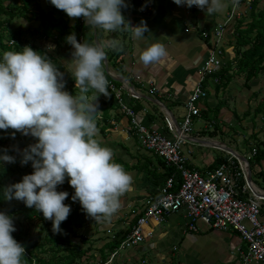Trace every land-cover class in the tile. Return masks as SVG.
<instances>
[{
    "label": "clouds",
    "instance_id": "9594fccd",
    "mask_svg": "<svg viewBox=\"0 0 264 264\" xmlns=\"http://www.w3.org/2000/svg\"><path fill=\"white\" fill-rule=\"evenodd\" d=\"M70 18L83 17L92 29L108 32L131 30L133 38H143L148 25L142 21L131 26L122 14L126 0H49ZM177 5L197 6L206 15H215L225 8V0H174ZM233 6L239 0H231ZM143 10V8H142ZM66 42L73 46L72 67L68 72L75 80L76 95L65 91L64 73L46 53L25 46L22 51H6L0 57V130H15L36 138V143L23 151L21 163L32 164L34 171L20 182L0 189L4 200L22 201L26 207L42 212L52 221V230L60 233L61 223L71 212L65 204L67 191H58L67 182L74 189L73 202L79 201L82 211L96 223L109 221L120 207V197L132 190L133 177L113 159V151L94 137L98 133L94 103L108 95L109 82L104 73L106 48L120 50L119 40L106 44L79 42L69 34ZM54 45H48L49 51ZM168 55L163 42H154L139 54L149 66ZM99 96L89 101V90ZM15 163L12 155L0 154V165ZM16 231L11 215L0 211V264H23L25 247L12 235Z\"/></svg>",
    "mask_w": 264,
    "mask_h": 264
},
{
    "label": "crops",
    "instance_id": "0c3cea01",
    "mask_svg": "<svg viewBox=\"0 0 264 264\" xmlns=\"http://www.w3.org/2000/svg\"><path fill=\"white\" fill-rule=\"evenodd\" d=\"M12 1L13 0H11V2ZM17 1L19 2V0ZM40 1L45 11L49 10L50 7H54L49 0ZM143 1L146 4L150 3L151 11L149 13L144 14L140 12L138 9L140 5L128 13L125 12L124 7L121 8V11L126 20L129 21L130 25L133 27L140 25L142 21L147 23L149 30L144 33L145 37L138 39L133 38L131 30L108 32L103 29H92L85 21L81 41L96 44L97 41L95 43L94 39L95 35H97V30H99L101 35L99 38L97 36V38L100 39V44H106L109 40L116 39L121 42L122 47L123 44L126 45V52L118 59L119 65L122 66V71L116 70L115 67L109 63L108 59V68L104 62L103 68L107 80L110 79L115 84L118 82L119 84L116 85L124 88L123 93L125 92L126 99L134 106L138 107V109L135 108V110L141 122L153 129L168 132L167 123L170 116L175 122L177 121L178 124L182 122L185 113V102L198 81L197 68L208 54L210 44L209 41L202 36V31L212 30L217 24L224 21L223 19L227 15L231 0H225V8L215 15H206L205 10L194 9L193 6L189 8L186 5H177L174 3V0ZM12 3L16 4V1ZM31 9L36 10L38 7L32 6ZM55 14V17L59 18L60 14L58 12ZM64 18L68 21V27L73 29L77 22V18H70L67 14ZM81 19L84 20V18ZM11 22L16 24L12 26L11 23L10 27V24L7 23L9 28L12 30L21 29L25 33L23 39H29L30 35H39L40 39H47V43H52L54 41V36L46 37L42 35V29L33 33L34 29L39 27V22L37 20L15 17ZM233 30L234 23L232 22L229 25L224 43L228 59L234 56ZM154 42H163L167 48L168 55L158 63L145 66L139 60V54L143 49ZM54 46L55 48L57 47L56 45ZM58 47L65 53H63L62 50H59V54H53L50 53V51L47 52L48 54H53L54 57L60 55L62 61L65 62L63 65L62 62L59 61L62 64V68H59V70L64 73L63 81L65 82L64 90L66 91V88H69V86H76V84L71 83L73 77L71 73L68 72L72 67L70 61L73 59L72 52L74 49L72 45L68 46L67 44ZM106 49L110 53L112 52V49ZM55 59H53V61ZM55 64L58 63L55 62ZM237 75L239 74H236L232 78L226 88L221 89H218L217 84L209 80L207 85L208 96L199 102L201 116L195 117L193 125L194 130L192 134L187 137V141L183 146V154L187 159V165L190 169L200 170L204 173L208 170H213L218 158L227 156V152L230 153L227 150L228 146L237 153H240L234 145H230L231 143H237L233 138L234 136L230 137L225 134L229 124H244L245 121H247L248 125L252 123L255 127V121H253L252 117L247 116L244 118L243 114L251 104L253 93L260 92L261 90L255 85L258 78L252 81L255 83H251L249 89L243 85L245 83L243 81L244 79H240V83L233 82L236 80ZM152 87H157L159 93L154 92ZM130 88L133 93L135 92V96L127 90ZM245 105L247 106L246 109H244ZM252 107L255 106L252 105ZM109 113L110 116L108 121H106V123L102 122L97 126L98 133L94 138L103 146L112 149L113 159L121 164L133 177L132 190L124 193L120 197V206L122 205L125 208H130V210H127L134 211L136 213L135 215H137V213L143 209L148 198L158 197L161 194L164 179L166 177V169L160 157L152 152L144 150L135 136L126 133L125 129L129 124V119L121 112L119 106L112 107ZM101 115L102 112L100 111L97 118H100ZM208 134L211 135L208 136ZM226 137L228 141L231 142L230 144L223 140L224 138L226 139ZM239 146L242 147L241 142ZM211 149L215 152H212ZM224 150L226 152H224ZM256 168L259 169L257 166ZM254 185L256 188L260 189L255 183ZM260 190L264 191V189ZM175 216L180 217V222H183L178 224L175 223L173 220ZM261 217L264 221V201ZM115 220L116 219H112V221L109 220L101 223L102 225L100 226L106 230H113L115 227ZM187 221V217L184 213H174L164 224L159 226L161 227L164 225L161 228L159 236L156 237L155 230L153 229L154 237L152 239H148L133 248H140L142 250L144 245L152 244L151 248H153V252H159L160 247L161 250L167 251V247L170 248L174 245L176 243L175 240H177L182 233H189L185 227ZM198 229V232L202 231L199 225ZM204 231L203 233H207V236L210 238L204 241L203 249L194 250L196 254L198 253L206 257L199 261L189 260L188 253L193 249L187 250L183 248V256L187 258V264H240L239 259L232 255V251H234L237 246L240 247L244 245L238 231L233 229L221 231L212 229L208 226ZM189 245L192 247V242H190ZM151 248L147 246L148 251L146 254L142 252L144 250L139 252L138 256L139 258L144 257L142 259L144 262V259L148 258L149 255L147 253L151 252ZM235 254L237 255L236 252ZM172 256H174V253Z\"/></svg>",
    "mask_w": 264,
    "mask_h": 264
},
{
    "label": "built area",
    "instance_id": "2783aa9c",
    "mask_svg": "<svg viewBox=\"0 0 264 264\" xmlns=\"http://www.w3.org/2000/svg\"><path fill=\"white\" fill-rule=\"evenodd\" d=\"M251 3L252 0H239L236 6L230 3L225 20L212 30L202 31V36L209 41V51L197 68L198 81L185 102V113L178 127L171 116L167 123L168 132L153 129L141 122L134 105L126 99L124 88L108 80L121 112L129 119L126 133L135 136L142 148L174 168V172L167 176L161 194L148 198L143 209L135 215L136 220L109 262L122 250L152 239L153 226H160L172 214L182 212L188 220L186 230L196 231L197 223L202 222L212 229L238 231L244 243L236 252L240 264H264V221L261 217L264 191L261 190L263 194L260 195L256 187L251 186L246 167L239 160L237 163L233 156L228 162L204 173L190 169L183 154L187 137L194 130V119L201 116L199 102L208 96L209 80L214 84L220 82L219 70L225 64L224 43L229 25L247 15ZM193 8L199 9L195 5ZM138 9L144 14L149 13L150 3L143 2ZM9 43L13 44L14 41ZM127 90L135 96L131 88ZM152 90L159 93L157 87H152ZM251 154H256V149ZM178 175L180 182L177 181Z\"/></svg>",
    "mask_w": 264,
    "mask_h": 264
},
{
    "label": "trees",
    "instance_id": "16d2710c",
    "mask_svg": "<svg viewBox=\"0 0 264 264\" xmlns=\"http://www.w3.org/2000/svg\"><path fill=\"white\" fill-rule=\"evenodd\" d=\"M19 2L15 4L12 3L11 0H0V57H2L3 53L6 51L19 52L22 51L25 46H30L36 49V51L46 53L49 58H52V61L55 59L53 54H48L45 48L36 46L32 39H23L25 33L21 29L12 30L9 28L7 23L9 24L10 20L15 17L37 20L39 22V27L35 28L33 33L42 29V35L46 37L54 36L53 42L56 46H61L63 44L70 46L65 38L72 33H75L77 40L83 43V41H81V35L85 25V19H81L83 17L77 18L74 28L71 29L68 27V21L64 18L66 13L63 10L59 11L54 6L45 11L41 6L40 0H19ZM143 2V0H126L127 7H124L125 12L128 13L134 10ZM262 2L263 0H252L250 12L234 21V30L232 32L234 36V56L228 59L226 52L224 53L225 64L219 70L220 82L217 84L218 89L226 88L236 74L244 75V85L250 89V82L264 75V7H260ZM32 6H37L38 9H31ZM57 12L60 14L59 18L55 17V13ZM6 34L8 39H3ZM100 35L101 32L97 30L98 38ZM11 40L14 41L13 44L9 43ZM25 43H27V45H25ZM126 49L127 47L124 44L120 50H112L111 53L105 49L107 52L106 58L118 71H122V66L119 65L118 59L126 52ZM55 61L56 59L53 62ZM57 63L56 66L62 68V64L60 62ZM71 82L75 84L74 78ZM116 84L119 83L116 82ZM66 91L72 95H76L79 93V88L76 89V86H69V88H66ZM87 95L90 102L99 96L95 90L91 89ZM94 103L98 105V113L96 114L97 126L102 122L106 123L110 116L109 111L111 108L118 106L115 92L112 91L109 86L108 95L105 96L101 94ZM134 107L138 109L137 106ZM100 111L102 115L100 118H97ZM247 116L252 117L253 121H256L257 117L261 116L264 121V96L258 100L255 107H252L250 104L247 111L243 114L244 118ZM6 132L7 135L5 136L3 134L4 130H0V154H4L6 151L7 154L16 158V162H4L3 165H0V189L20 182L24 175L31 174L34 171L33 168L32 170L28 169L29 165H32L31 162H29L30 164L28 165H21L23 152H15V143L17 142L22 145V141H14L12 129ZM26 136L31 135L29 134ZM31 137L32 140L36 139L33 136ZM248 148L251 153L256 149V154L251 155L252 158L249 159L252 174L255 170L254 173H256L260 179L264 180V140H255L254 138L253 144L249 142ZM231 157L232 156L229 154L225 157L218 158L214 169L228 162ZM234 159L238 163V160L236 158ZM161 160L166 169L165 182L167 176L174 172V168L167 166L162 158ZM256 166L259 167V169H257ZM177 181H181L179 175L177 176ZM70 188L72 187L67 180L63 187L58 186L57 188L58 191H67L69 193L64 203L71 205L70 215L61 223L62 231L60 233L53 232L52 221L46 220L42 212H37L35 208L26 207L22 201L15 199L11 201L4 200L3 196L0 195V211H4L6 214L11 215L13 220L17 221V223L14 222L16 231L13 232L12 235L25 247V256L22 258L23 264H89L90 262L91 264H111L112 261L109 262V260L112 254L118 250L131 227L122 235L121 232H118L119 238L103 244L97 249V253L92 252V246H88L84 249L79 244L74 243L73 238L80 236L79 230L84 227L87 217L82 211L79 201H72L71 196L74 194V189L72 188L71 191H69ZM176 188H178V185ZM35 220H38L40 223L38 239L33 237L29 227L25 229L23 225L24 221L32 223ZM135 220L136 217L132 219L131 226ZM81 240L84 244L88 242L85 236H82ZM86 256L88 257L86 258Z\"/></svg>",
    "mask_w": 264,
    "mask_h": 264
},
{
    "label": "rangeland",
    "instance_id": "374dc122",
    "mask_svg": "<svg viewBox=\"0 0 264 264\" xmlns=\"http://www.w3.org/2000/svg\"><path fill=\"white\" fill-rule=\"evenodd\" d=\"M13 1L18 2L17 0H13ZM260 7L261 8L264 7V0L261 3ZM225 18H226V16H225ZM225 18L223 20H225ZM12 20H14V19H12ZM12 20H10V22H9L10 27H11V23H12V26H14L16 24V23L14 24L13 22H11ZM27 37H29V36H27ZM3 39H8L7 34L3 37ZM29 39H32L36 46L44 47L46 51H49L47 48L48 45H54V42L47 43V39H40L39 35H37V36L30 35ZM94 40L96 43V39H94ZM98 41L100 42V39H98ZM25 45H27V43H25ZM55 49H58V50H55ZM34 50H36V49H34ZM54 50L50 51V53H53V54L58 53L59 54L60 53L59 50L61 51L62 49H59V47L57 46L56 48L54 47ZM62 52H63V50H62ZM63 53H65V52H63ZM55 58H56L55 62L60 61L64 65L65 62L62 61V59L60 58V55H56ZM240 79H244L243 81L245 82V78H244L243 74L237 75L236 80H234L233 82L234 83H240V81H241ZM71 83L73 84V82H71ZM251 83H255V82H250V85H251ZM255 85H257V87L260 88L261 90H260V92H255L252 96L251 105H254V106H256L258 103V100L264 96V75H261L260 78H258V81H256ZM256 93H259V94H256ZM246 108H247V106L245 105L244 109H246ZM247 123L248 122L245 121L244 124L234 123V124L228 125V127L225 131V134H227L230 137L234 136L233 138L235 139V142H237V143L232 144L230 141H228L227 137H226V139L224 138L223 140L228 142L229 144L231 143L230 145H232V146L234 145L238 149L237 151H239L241 154H243L249 160L252 158L251 151L248 148L249 142L251 144H253L254 138H255V140H257V139H263L264 140V121L262 120V117L259 116V117H257V119L255 121V127L252 125V123L249 125ZM236 125H237V127H236ZM14 131L15 130H13V132ZM3 134L6 136L7 132L4 130ZM210 135L208 134V136H210ZM17 140L22 141V145L18 144L17 142L14 145V147H16L15 152H17V153L23 152L25 149L28 148L29 145L34 144L36 142V139L32 140L31 136H26L21 132H15L14 141H17ZM240 142L242 143V147L239 146ZM228 147L230 148V146H228ZM144 150H147V149H144ZM147 151H149V150H147ZM211 151L215 152L213 149H211ZM224 152H226V151L224 150ZM227 154L228 155L230 154L231 156H233L231 153L227 152ZM233 157L236 158L235 156H233ZM237 160H239V159H237ZM28 164H30V163H28ZM21 165H23V164L21 163ZM28 169L32 170V165H29ZM254 172H255V170L253 171V174H254L253 178H252L253 182L260 189H264V180L260 179L259 176H257L256 173H254ZM63 186H64V184L59 185V187H63ZM71 189L72 188H70L69 191H71ZM127 209L130 210V208H125L124 206L121 205L119 207V209L117 210V212L115 214H113L112 218L110 219V221H112V219H116L114 222L115 227L113 230L103 229V227L100 226V225H102L101 223L98 224L96 222H93L92 219H90L86 216L87 217L86 223H85L84 227L79 230L80 236L73 238V242L79 244L84 249L87 248L88 246H92V252L97 253L98 252L97 249H99L103 244L110 242L112 240H117L119 238L118 232H121V235H122L125 233V231H127L129 229L130 221L133 219V217H135L136 213L134 211H128ZM173 220L177 224L183 222V221L180 222L181 218L178 216H175ZM14 222L17 223L16 220ZM39 224L40 223L38 220H35L32 223H28L26 221L23 222L25 229H27L29 227L30 233L33 235V237L35 239H38V237H39L38 236V231H39V227H40ZM198 225L202 231L198 232L199 231V229H198L196 231L188 230L189 233H187V234L184 233L186 235H184L182 233L178 237V239L175 240L176 243L174 245H172L170 248L167 247V249H168L167 251L161 250V247H160L159 252L157 251L158 253L156 251L153 252L152 251L153 248H151L152 244L144 245L142 247V250H144V251H142L140 248L125 249V250H122L120 252V254L114 258V260L111 262V264H141V263L142 264H187V262H186L187 258L183 256L184 255L183 248H186L187 250L193 249L188 253L189 260H195V261H199L200 259L203 260L206 256H204V255L201 256L198 253L196 254L195 250L203 249L204 241L208 240L210 237L207 236V233H203V232H205L204 229H206L207 226L200 223V222L197 223V226ZM163 226H161V227L153 226L152 227L155 230L156 237L160 235L161 228ZM182 226H183V224H182ZM185 227H186V225H185ZM82 236H85V238L88 239V242H86L85 244L82 243V240H81ZM190 242H192V247L189 245ZM179 245H180V247H179ZM147 246L151 248V252L147 253L149 256H148V258L144 259L145 260V262H144L142 260L144 257L139 258L138 255H139V252H141V251L145 252V254H146V252L148 251ZM238 247L239 246H237L236 249L234 251H232V255L234 257H236L237 259H239V258L235 254V252H237ZM173 253H174V256H172ZM158 254H160V255H158ZM88 256H89V254H88ZM88 256H86V258ZM87 260H89V259H87ZM141 261H143V262H141ZM89 264H91V262Z\"/></svg>",
    "mask_w": 264,
    "mask_h": 264
},
{
    "label": "water",
    "instance_id": "95a60500",
    "mask_svg": "<svg viewBox=\"0 0 264 264\" xmlns=\"http://www.w3.org/2000/svg\"><path fill=\"white\" fill-rule=\"evenodd\" d=\"M95 39L97 41V43L99 42L98 41V38H97V35H95ZM105 62V65L106 67L108 68V61H107V58H105L104 60ZM177 127L179 126V124L177 123V121L175 122ZM227 150L233 155L235 156L237 159H239V161H241V163L246 167L247 169V172H248V182L251 184V186H254V183H253V179H252V170H251V166H250V163H249V160L242 154L240 153H237L235 150L231 149V148H227Z\"/></svg>",
    "mask_w": 264,
    "mask_h": 264
},
{
    "label": "bare ground",
    "instance_id": "6f19581e",
    "mask_svg": "<svg viewBox=\"0 0 264 264\" xmlns=\"http://www.w3.org/2000/svg\"><path fill=\"white\" fill-rule=\"evenodd\" d=\"M256 190L259 192L260 195L263 194V192L260 189L256 188Z\"/></svg>",
    "mask_w": 264,
    "mask_h": 264
}]
</instances>
